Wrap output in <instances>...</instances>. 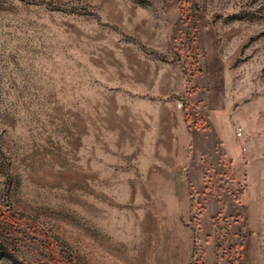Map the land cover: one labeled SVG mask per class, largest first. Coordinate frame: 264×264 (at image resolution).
<instances>
[{
    "label": "rangeland",
    "instance_id": "1",
    "mask_svg": "<svg viewBox=\"0 0 264 264\" xmlns=\"http://www.w3.org/2000/svg\"><path fill=\"white\" fill-rule=\"evenodd\" d=\"M0 264H264V0H0Z\"/></svg>",
    "mask_w": 264,
    "mask_h": 264
},
{
    "label": "built area",
    "instance_id": "2",
    "mask_svg": "<svg viewBox=\"0 0 264 264\" xmlns=\"http://www.w3.org/2000/svg\"><path fill=\"white\" fill-rule=\"evenodd\" d=\"M239 134H240V135H242V132H241V130L239 131Z\"/></svg>",
    "mask_w": 264,
    "mask_h": 264
}]
</instances>
